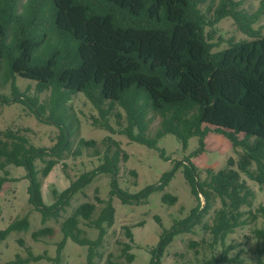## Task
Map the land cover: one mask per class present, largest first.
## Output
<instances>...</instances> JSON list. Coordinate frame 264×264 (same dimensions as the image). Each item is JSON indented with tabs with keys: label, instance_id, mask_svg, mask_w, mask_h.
<instances>
[{
	"label": "trees",
	"instance_id": "16d2710c",
	"mask_svg": "<svg viewBox=\"0 0 264 264\" xmlns=\"http://www.w3.org/2000/svg\"><path fill=\"white\" fill-rule=\"evenodd\" d=\"M205 1L0 0V85L10 83L12 87V99L1 94L0 99L22 102L39 119L59 128L56 143L51 147L35 146L25 132L0 129V193L10 179V166L14 165L26 169L29 201L43 219L57 217L75 193L102 173L112 175L111 196L119 195L124 203L139 198L118 187L120 162L127 161L128 153L119 141L108 136L103 140L106 145L100 165L80 175L58 196L54 191V203L45 204L43 178L71 150L70 138L78 130V119L77 126L72 125V107L68 102L72 95L82 92L99 112L100 118L94 122L112 133L116 131L110 115L115 114L117 125L122 126L123 116L114 110L121 107L125 111L126 125L120 133L130 141L153 148L161 138L173 134L187 147L189 139L198 136L202 151L204 139L213 127L234 148L243 149L237 161L230 157L225 167L217 171L208 169L204 179L194 163L184 164L185 178L198 204L186 218L164 231L149 264H160L173 238L196 225L202 224L215 243H224L238 227L264 218V201L255 212L242 210L243 206H252L255 192L241 177L244 173L264 185V35L261 28L253 26L264 14V0L254 13L242 8V0H219L208 9L210 16L201 9ZM226 17L233 18L252 39L230 40L227 48L213 52L211 33ZM207 27L211 32H206ZM18 76L34 81L38 94L49 90L47 101L40 102L38 95L21 93L16 84ZM151 113L160 117L153 134L149 133ZM97 145L93 139L80 138L73 155L80 156L85 148H93L99 156ZM37 161L43 166L38 167ZM131 173L137 175L136 171ZM171 177L172 173L157 189H164ZM201 197L205 199L204 207ZM96 199L105 203L98 217L91 221L100 231L96 240L84 237L80 227L81 219L92 218L96 209L93 202L79 205L62 225L65 239L87 246V264H96L97 249L107 232L105 225L111 227L115 222L112 198L106 202ZM217 199L222 205L215 211L213 223H203L202 215ZM177 200L168 193L163 196L167 203ZM29 226L28 216L16 219L0 231V240ZM125 229L132 241L131 228ZM53 233L52 228L45 227L34 232L33 237ZM252 233L258 243L257 253L263 256L264 226L254 228ZM131 243L125 242L122 248L128 262L135 259L130 252ZM64 244L65 240L59 244L55 258L30 252L27 258L17 256V264L43 258L61 264ZM233 249L235 246L229 244L219 257L213 256L202 264H243L241 251L235 257L229 256ZM111 257L110 254L105 264H120Z\"/></svg>",
	"mask_w": 264,
	"mask_h": 264
},
{
	"label": "rangeland",
	"instance_id": "374dc122",
	"mask_svg": "<svg viewBox=\"0 0 264 264\" xmlns=\"http://www.w3.org/2000/svg\"><path fill=\"white\" fill-rule=\"evenodd\" d=\"M24 1L21 0V3ZM218 2L219 0H206L201 4V9L210 16L208 9L217 5ZM260 2L261 0H242V8L248 13H254L260 6ZM253 26L261 28L264 35V14ZM215 28L216 31L211 33L212 39H210L214 44L213 52L227 48L230 40L236 42L252 39L238 28L231 17L219 21ZM206 32H211V29L207 27ZM16 84L21 93L31 97L38 95L40 102H45L49 98V90L38 94L34 81L18 76ZM0 94L12 99L11 84L0 85ZM68 105L72 107L69 114H72L73 126H77L78 119V130H75L70 138L71 150L67 151L50 174L43 178L42 189L45 204L52 205L58 194L67 189L72 181L100 165L106 145L103 140L108 136L119 141L122 149L128 153L127 161L121 160L120 162L117 176L118 187L130 195H139V198L124 203L119 195L111 196L112 175L102 173L97 175L83 190L75 193L69 205H64L57 217L43 219L41 212L29 201V179L26 178V169L12 165L10 166V179L4 183L0 193V231L12 221L25 216L29 217L30 226L27 230L13 231L5 239L0 240V264H17V256L27 258L30 252L34 255L46 254L49 258H55L58 255L59 244L64 240L65 244L60 252L61 264H87V246L80 245L71 238L65 239L62 225L79 205L84 202H93L96 204V209L92 218L90 220L81 219L80 227L84 237L96 240L100 231L93 226L91 221L98 217L105 205L97 200V197L105 202L112 198L115 207V222L111 227L105 225L107 232L103 244L97 249L96 264H105L110 254L112 260L120 264H149L152 251L159 245L164 231L170 230L176 222L186 218L198 204L185 178L184 164L188 161L194 163L200 171L201 179H204L208 169L217 171L227 165L230 157L237 161L243 153L241 147L234 148L232 142L224 135L214 132L213 127L204 139L205 146L202 151H200V137H191L185 147L182 141L173 134L164 136L155 147L150 148L130 141L127 136L120 133L126 125V113L121 107H116L114 113L119 112L123 116L122 126L117 125L115 114L112 113L109 117L116 131L112 133L94 122L95 118H100L99 112L84 93L78 92L72 95ZM150 116L153 121L149 133L153 134L159 126L160 117L154 113ZM0 129L25 132L31 143L38 147L53 146L59 134V128L55 124L39 119L30 106L22 102H3L1 99ZM80 138L97 141V149L101 154L98 156L93 148H85L82 155L74 156L73 150ZM36 164L38 167L43 166L41 161H37ZM254 168L255 165H253ZM131 171H136L137 175H132ZM171 173L172 177L164 189H157ZM1 176L2 173H0ZM241 177L255 192L252 206H243L242 210L255 212L259 204L264 201V185H259L244 173H241ZM54 191L57 192V196L54 195ZM166 193L176 196L177 202L174 204L164 202L163 196ZM204 204L205 199L201 197V206L204 207ZM221 205V201L217 199L213 207L202 215V222L212 224L215 211ZM126 226L130 227L133 232L132 241L126 236ZM263 226L264 218L259 217L256 221L238 227L235 232L226 237L224 243L220 240L215 243L211 233L203 229L202 224L196 225L191 230L182 231L173 238L162 254L160 264H202L213 256L219 257L229 244L235 246V249L229 253L230 257H235L241 251L243 264H264V255L260 256L257 253L258 243L252 233L254 228ZM45 227L52 228L54 233L35 239L33 233ZM125 242H132L130 252L135 255L132 262H128L122 253ZM24 264H52V261L43 258Z\"/></svg>",
	"mask_w": 264,
	"mask_h": 264
}]
</instances>
